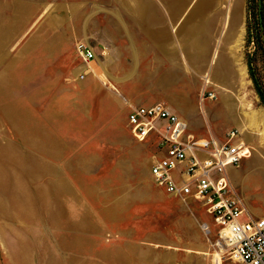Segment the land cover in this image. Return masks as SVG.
I'll use <instances>...</instances> for the list:
<instances>
[{"label":"rangeland","instance_id":"1","mask_svg":"<svg viewBox=\"0 0 264 264\" xmlns=\"http://www.w3.org/2000/svg\"><path fill=\"white\" fill-rule=\"evenodd\" d=\"M189 1L223 5L221 30L230 39L234 75L228 90L199 91L198 124L209 123L218 134L233 121L246 128L237 130L251 157L234 167L232 187L248 213L263 217L264 166H244L254 156L264 164V107L247 72L249 58L264 86L252 2ZM5 3L0 0V264H93L121 235L156 237L165 215L154 198L167 195L149 175L158 151L132 138L121 105L111 115L95 114L82 89L49 90L52 76L18 73L31 69L18 68V12ZM60 126L65 138H57ZM221 257L222 264H236Z\"/></svg>","mask_w":264,"mask_h":264},{"label":"crops","instance_id":"2","mask_svg":"<svg viewBox=\"0 0 264 264\" xmlns=\"http://www.w3.org/2000/svg\"><path fill=\"white\" fill-rule=\"evenodd\" d=\"M4 8L18 12V43L22 44L18 46V68L31 69L18 73L52 76L49 90L82 89L93 103V113L111 115L121 105L127 116L132 108L161 104L197 138L221 142L229 131H245L232 120L223 133H215L209 123L198 124L195 108L199 91L205 88L204 76L211 77L210 85L217 91L230 89L228 83L234 76L230 39L221 30L225 18L222 4L6 0ZM78 46L91 50L93 59L84 62ZM217 97L223 98L230 110L221 92ZM56 129L60 133L57 138L66 137L63 126ZM254 164L264 166L255 156L244 166ZM233 171L234 167L226 168L231 185ZM154 199L162 204L165 215L159 234L142 241L121 235L109 244L107 256L96 255L93 264H216V254L211 257L214 236L201 229L203 223L212 228L205 208L191 198L167 194Z\"/></svg>","mask_w":264,"mask_h":264},{"label":"built area","instance_id":"3","mask_svg":"<svg viewBox=\"0 0 264 264\" xmlns=\"http://www.w3.org/2000/svg\"><path fill=\"white\" fill-rule=\"evenodd\" d=\"M84 61L93 59L91 50L78 46ZM209 99L215 95L208 92ZM126 123L132 138L158 151L149 168L155 185L168 195L191 198L205 208L212 228V246L236 264H264V217L255 218L244 208L226 176V168L237 167L251 157L236 130L223 141L197 138L184 121L161 104L129 110ZM214 230L215 233H214Z\"/></svg>","mask_w":264,"mask_h":264},{"label":"trees","instance_id":"4","mask_svg":"<svg viewBox=\"0 0 264 264\" xmlns=\"http://www.w3.org/2000/svg\"><path fill=\"white\" fill-rule=\"evenodd\" d=\"M252 6L250 12L252 14L254 29H253V39L256 42L258 49H260L264 54V5L263 0H250ZM261 18V21H260ZM249 41V40H248ZM247 72L252 84L254 86L255 92L259 98L260 104L264 107V86L256 78L253 72V66L251 60L248 58L247 61Z\"/></svg>","mask_w":264,"mask_h":264},{"label":"bare ground","instance_id":"5","mask_svg":"<svg viewBox=\"0 0 264 264\" xmlns=\"http://www.w3.org/2000/svg\"><path fill=\"white\" fill-rule=\"evenodd\" d=\"M213 59H214V58H213ZM203 83H204V87H207V86L210 85V80L208 79L207 76L204 77V79H203ZM203 83H202V84H203ZM214 87H215V86H214ZM199 94H200V93H199ZM200 99H201V98H200ZM240 141H241L242 143H244L243 140L240 139ZM244 144H245V143H244ZM250 164H251V163H250ZM221 253H222V251H221V252H220V251H217V250L215 251V254H216V255H214V256H215V257H214L215 260H213V261H215L216 264H220V262H222V261H221V259H222V257H221ZM214 258H213V259H214Z\"/></svg>","mask_w":264,"mask_h":264},{"label":"water","instance_id":"6","mask_svg":"<svg viewBox=\"0 0 264 264\" xmlns=\"http://www.w3.org/2000/svg\"><path fill=\"white\" fill-rule=\"evenodd\" d=\"M260 21H261V18H260Z\"/></svg>","mask_w":264,"mask_h":264}]
</instances>
